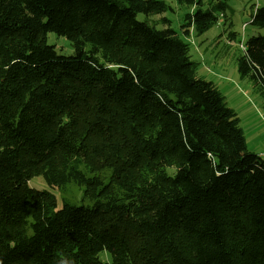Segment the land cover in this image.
<instances>
[{"label": "trees", "instance_id": "1", "mask_svg": "<svg viewBox=\"0 0 264 264\" xmlns=\"http://www.w3.org/2000/svg\"><path fill=\"white\" fill-rule=\"evenodd\" d=\"M176 1L192 9L184 39L227 9ZM168 11L162 0H0V264H106L102 252L111 264H264V155L197 77ZM250 24L264 29V6ZM49 32L74 54L58 55ZM242 52L237 72L264 100V36ZM92 165L108 178L82 170ZM35 177L48 188L30 187ZM70 184L88 204L58 207L51 191Z\"/></svg>", "mask_w": 264, "mask_h": 264}, {"label": "rangeland", "instance_id": "2", "mask_svg": "<svg viewBox=\"0 0 264 264\" xmlns=\"http://www.w3.org/2000/svg\"><path fill=\"white\" fill-rule=\"evenodd\" d=\"M171 7L161 17L170 20L171 27L181 37L180 26L182 17L187 11H191L183 5H179L176 0H162ZM227 5L224 16H220L218 22L201 35H197L193 30L188 38H182L189 45V56L196 66L197 77L207 82H212L224 97L228 108L233 109L240 119V128L246 136L247 147L255 152L252 147V137L261 132L264 134V115L260 113L262 98L256 93L252 84L247 79H242L237 72L236 60L243 54L242 45L253 36H264V29L254 27L250 24V15L254 7L264 6V0H221ZM212 0H205L203 9H207ZM219 16V15H218ZM161 17H151L147 19L149 24L157 29H162ZM142 20L143 16L137 17ZM230 32L236 34L235 39L228 38L227 27ZM246 27L242 29V25ZM47 43L55 48L58 55L71 56L74 54L70 43L63 37H58L53 33L47 34ZM264 154V153H263ZM264 160V156L262 157ZM101 167V166H100ZM99 166L92 165L90 171L82 167L85 173H96ZM173 168L167 169L169 175H173ZM105 179L109 176V170L102 169L97 173ZM30 187L43 190L46 185L42 178L35 177L29 182ZM48 188V187H47ZM57 200L58 207L66 202L79 205L88 204L83 197L82 189L74 184H70L62 189L51 191ZM103 263L111 264L110 256L107 252L99 254Z\"/></svg>", "mask_w": 264, "mask_h": 264}, {"label": "crops", "instance_id": "3", "mask_svg": "<svg viewBox=\"0 0 264 264\" xmlns=\"http://www.w3.org/2000/svg\"><path fill=\"white\" fill-rule=\"evenodd\" d=\"M264 102V100H263ZM262 107H261V110L260 113L262 115H264V103L260 104ZM245 140H246V136H245ZM247 143V142H246ZM251 147L253 149H255V153L256 154H262L264 155V134H262L261 132H258L257 134H254V136L252 137V144H251Z\"/></svg>", "mask_w": 264, "mask_h": 264}, {"label": "built area", "instance_id": "4", "mask_svg": "<svg viewBox=\"0 0 264 264\" xmlns=\"http://www.w3.org/2000/svg\"><path fill=\"white\" fill-rule=\"evenodd\" d=\"M246 27V24L242 25V29H244ZM260 156H263L262 154Z\"/></svg>", "mask_w": 264, "mask_h": 264}]
</instances>
